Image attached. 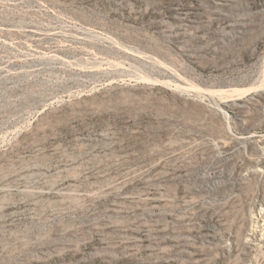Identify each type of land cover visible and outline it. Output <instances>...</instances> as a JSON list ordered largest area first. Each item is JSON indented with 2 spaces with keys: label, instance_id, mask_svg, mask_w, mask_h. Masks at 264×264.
Returning <instances> with one entry per match:
<instances>
[{
  "label": "rangeland",
  "instance_id": "1",
  "mask_svg": "<svg viewBox=\"0 0 264 264\" xmlns=\"http://www.w3.org/2000/svg\"><path fill=\"white\" fill-rule=\"evenodd\" d=\"M264 0H0V264H264Z\"/></svg>",
  "mask_w": 264,
  "mask_h": 264
},
{
  "label": "bare ground",
  "instance_id": "2",
  "mask_svg": "<svg viewBox=\"0 0 264 264\" xmlns=\"http://www.w3.org/2000/svg\"><path fill=\"white\" fill-rule=\"evenodd\" d=\"M264 91V90H263Z\"/></svg>",
  "mask_w": 264,
  "mask_h": 264
}]
</instances>
